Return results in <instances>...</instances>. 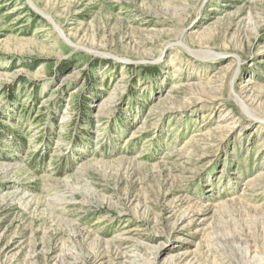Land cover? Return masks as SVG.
<instances>
[{"label":"rangeland","instance_id":"1","mask_svg":"<svg viewBox=\"0 0 264 264\" xmlns=\"http://www.w3.org/2000/svg\"><path fill=\"white\" fill-rule=\"evenodd\" d=\"M0 264H264V0H0Z\"/></svg>","mask_w":264,"mask_h":264}]
</instances>
